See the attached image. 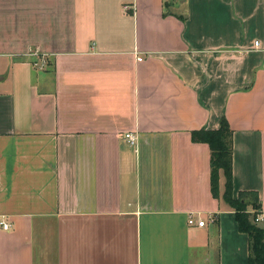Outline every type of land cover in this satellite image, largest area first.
Here are the masks:
<instances>
[{"label":"crops","instance_id":"crops-1","mask_svg":"<svg viewBox=\"0 0 264 264\" xmlns=\"http://www.w3.org/2000/svg\"><path fill=\"white\" fill-rule=\"evenodd\" d=\"M224 116L264 214V0H0V264H248Z\"/></svg>","mask_w":264,"mask_h":264},{"label":"trees","instance_id":"trees-1","mask_svg":"<svg viewBox=\"0 0 264 264\" xmlns=\"http://www.w3.org/2000/svg\"><path fill=\"white\" fill-rule=\"evenodd\" d=\"M233 133L229 121L224 116L218 128L195 129L191 132V137L194 142H204L210 146L211 191L215 198H222L232 207L239 230L248 234V264H264V226L256 221L261 207L258 193L245 190L241 191L238 197L233 195ZM222 174L225 177L223 193L220 191Z\"/></svg>","mask_w":264,"mask_h":264},{"label":"built area","instance_id":"built-area-1","mask_svg":"<svg viewBox=\"0 0 264 264\" xmlns=\"http://www.w3.org/2000/svg\"><path fill=\"white\" fill-rule=\"evenodd\" d=\"M255 46H256V48H259V41H256L255 42ZM35 64L38 65V63H35ZM126 138L131 143H134L135 140H136V136L133 133H131V132H129V133L126 134ZM263 219H264V214H263V212H260L259 215H258V217L256 218V221L259 222V221H261ZM213 220L214 219H212V221ZM188 222H189L190 225L197 224L199 226H204L205 223H206V220L203 219V218H200V217H196L195 215H190ZM1 224L3 225L4 229H9L10 228V224L8 222H6V221H2Z\"/></svg>","mask_w":264,"mask_h":264},{"label":"rangeland","instance_id":"rangeland-1","mask_svg":"<svg viewBox=\"0 0 264 264\" xmlns=\"http://www.w3.org/2000/svg\"><path fill=\"white\" fill-rule=\"evenodd\" d=\"M223 195V194H222Z\"/></svg>","mask_w":264,"mask_h":264}]
</instances>
